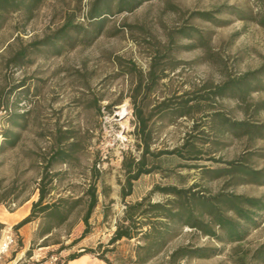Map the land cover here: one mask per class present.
<instances>
[{"label":"rangeland","instance_id":"rangeland-1","mask_svg":"<svg viewBox=\"0 0 264 264\" xmlns=\"http://www.w3.org/2000/svg\"><path fill=\"white\" fill-rule=\"evenodd\" d=\"M88 1L42 0L30 19L18 11L0 29V195L13 189L5 202L0 203V220L4 224V234L12 233L16 238L15 245L5 255L4 264L10 260H14L10 264H50L51 256L63 258L83 249H93L98 254L103 252L112 264H128L135 240L123 239L114 247L108 244L124 209L120 197L125 178L122 159L129 152L139 154L130 97L134 73L130 69L129 73L126 72L131 62L137 69L147 71L153 49L166 41L167 30L182 24L199 28L209 37L208 50L217 61L200 47L175 51L172 60L178 63L177 67L171 68L170 63L165 65L167 77L160 80L149 97L146 112L164 97L193 92L210 82L217 83L226 73L234 75L254 69L264 59V28L259 25L225 13L217 15L219 19L227 20L222 26L190 17L194 11L213 10L222 4L248 7L250 2L247 0H154L132 13L110 17L107 30L89 46L67 49L59 56L36 57L32 63L21 67L7 64L16 50L60 26L67 13L74 12L82 21ZM188 43V40L178 42ZM22 83L23 86H19ZM253 98H264V93L254 94ZM211 104V112L219 110L234 119L244 117L235 100L216 99ZM122 108L125 109L124 117L116 118V114L122 115ZM13 113H27L28 123L24 128L13 126L10 120ZM199 117L180 118L173 124L155 118L151 120L153 151L179 147L185 138L193 135L192 140L201 152L200 159L184 161L177 156L164 155L157 158L156 164L163 171L142 175L134 181L132 193L126 201L141 199L155 185L189 186L197 183L211 191L220 188L222 181H208L201 173L202 166L214 167L220 164L216 160L234 158L246 151V142L245 139L219 138L209 118ZM256 119L264 121V111ZM58 127L71 130L82 148L75 165L56 164L51 169L57 173L51 196H82V203H86L85 191L94 181L98 203L89 219L90 231L85 237L80 238L84 229L81 220L83 206L75 210L62 226L54 229L45 242L47 245L42 246L43 239L38 234L42 224L40 219L15 231L13 226L24 217L19 220L8 218H14L22 206L29 207V213L32 202L37 200L36 185L45 164L43 157L50 145L46 135ZM6 128L20 132V140L14 147L1 146L2 131ZM259 147L264 148V141L257 142L254 148ZM194 164L197 167H192ZM255 165L263 166L264 158L256 159ZM230 190L251 196L264 194V186L239 185ZM16 194L20 199L13 201L11 197ZM151 198L161 201L164 196L155 191ZM24 199L27 200L20 204ZM14 220L16 223L10 226ZM263 242L264 219L244 241L228 245L207 237L192 236L186 228L150 264H158L166 252L182 243L223 249L215 257L184 259L179 264H240L241 257L245 264H259L251 255ZM107 249L110 250L105 251Z\"/></svg>","mask_w":264,"mask_h":264},{"label":"trees","instance_id":"trees-1","mask_svg":"<svg viewBox=\"0 0 264 264\" xmlns=\"http://www.w3.org/2000/svg\"><path fill=\"white\" fill-rule=\"evenodd\" d=\"M151 1L154 0H89L82 21L77 19L74 12L67 13L60 26L16 50L8 58L7 64L21 67L32 63V59L36 57L59 56L67 49L89 46L107 30L110 17L132 13ZM247 1L250 2L248 7L222 4L213 10L194 11L190 17L222 26L227 20H221L217 15L225 13L264 28V0ZM41 2L42 0H0V29L5 26L9 17L18 11H22L30 19ZM208 39L199 28L182 24L167 30L166 41L153 49L154 53L150 57L146 72L137 69L133 62L130 68L127 66L126 73H129V69L134 73V87L130 97L136 119L135 134L139 154L133 155L129 152L122 159L125 178L120 197L124 202V209L122 217L115 223V230L108 244L114 247L123 239L135 240L128 264H150L165 252L170 243L179 238L186 228L192 236L207 237L222 245H228L244 241L251 230L259 226L260 220L264 219V194L251 196L230 190L231 187L239 185L264 186V165H255L256 159L264 158V148H254L257 142L264 141V121L256 119L264 111V98H253L254 94L264 93V59L254 69L234 75L226 73L217 83L210 82L193 92L164 97L146 112L149 97L156 90L160 80L167 77L165 65L170 63L171 68L177 67L178 63H173L172 60L175 51H189L200 47L212 60L217 61L209 53ZM179 40H188L189 43L178 44ZM19 86H23V83ZM225 98L240 104L243 118L234 119L222 111L209 110L211 102ZM196 115H200V119L201 116L208 117L215 135L219 138L245 139L246 142V151L234 158L216 160L220 164L214 167L202 166L201 173L208 181H222L220 188L211 191L197 183L189 186L155 185L150 193L141 199L126 201L132 193L134 181L142 175L163 171L156 164L157 158L164 155L177 156L184 161L200 159L198 155L201 152L192 140L193 135L185 138L179 147L153 151L151 120L155 118L173 124L180 118L194 119ZM10 120L13 126L24 128L28 123L27 113H13ZM2 136V147H14L20 140V132L11 128L4 129ZM46 138L50 145L43 157L45 164L36 185L38 198L32 202L30 212L13 226L17 231L24 225L40 219L42 224L38 234L43 239L42 246L47 245L45 242L54 229L62 226L75 210L83 206L81 220L84 229L80 238L85 237L90 231L89 219L98 203L94 181L85 191L86 203H82V196H51L57 177V173L51 169L56 164L75 165L82 146L71 130H63L61 127L49 132ZM95 165L94 163L93 167ZM155 191L162 194L164 199L153 201L151 194ZM12 192L13 189H9L7 194L0 195V203L5 202L7 195ZM19 197V194H16L11 199L18 201ZM3 228L4 224L0 222V231ZM222 249L211 245L182 243L166 252L158 264H179L184 259L194 258L209 259L221 254ZM84 254H92L106 264H112L103 252L98 254L93 249H83L63 258L57 257L55 264H66ZM251 257L259 264H264V242L254 249ZM240 259V264H245L244 258Z\"/></svg>","mask_w":264,"mask_h":264},{"label":"crops","instance_id":"crops-1","mask_svg":"<svg viewBox=\"0 0 264 264\" xmlns=\"http://www.w3.org/2000/svg\"><path fill=\"white\" fill-rule=\"evenodd\" d=\"M28 210H29V207H27V208L25 209V208L22 206V207H20V208L17 210V214H15V216H13L14 218L11 217V218H8V219H11V220H13V219H18V220H19V219L25 217V215H27ZM0 222L3 223L2 220H0ZM15 223H16V220H14L13 223L10 224V226H13ZM4 233H6V231H4V230L0 231V243H1V241H3L4 238H5V234H4ZM4 259H5V256H3L2 260L0 261V264H4V263H3V260H4ZM12 261H14V260H10V261H8L6 264H10ZM13 263H15V262H13ZM66 264H106V263H105L104 261H102V260H99V259L96 258V257H93V256L89 255V254H84V255H82V256H80V257L74 259V260L69 261V262L66 263Z\"/></svg>","mask_w":264,"mask_h":264},{"label":"built area","instance_id":"built-area-1","mask_svg":"<svg viewBox=\"0 0 264 264\" xmlns=\"http://www.w3.org/2000/svg\"><path fill=\"white\" fill-rule=\"evenodd\" d=\"M15 206V204H13ZM16 238L12 233H7L5 238L0 243V261L2 260L3 256H5L8 252H10L11 247L15 245ZM57 261V256H51L50 264L55 263Z\"/></svg>","mask_w":264,"mask_h":264},{"label":"water","instance_id":"water-1","mask_svg":"<svg viewBox=\"0 0 264 264\" xmlns=\"http://www.w3.org/2000/svg\"><path fill=\"white\" fill-rule=\"evenodd\" d=\"M115 117L122 119L124 117V115H118V114H116Z\"/></svg>","mask_w":264,"mask_h":264},{"label":"bare ground","instance_id":"bare-ground-1","mask_svg":"<svg viewBox=\"0 0 264 264\" xmlns=\"http://www.w3.org/2000/svg\"><path fill=\"white\" fill-rule=\"evenodd\" d=\"M124 112H125V109H124V108H122L121 114L123 115V114H124Z\"/></svg>","mask_w":264,"mask_h":264}]
</instances>
